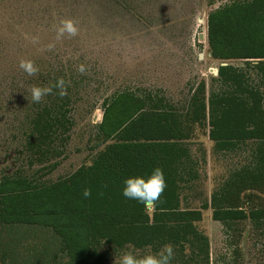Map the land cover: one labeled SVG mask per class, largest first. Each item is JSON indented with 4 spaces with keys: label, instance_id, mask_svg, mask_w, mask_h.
I'll return each mask as SVG.
<instances>
[{
    "label": "rangeland",
    "instance_id": "374dc122",
    "mask_svg": "<svg viewBox=\"0 0 264 264\" xmlns=\"http://www.w3.org/2000/svg\"><path fill=\"white\" fill-rule=\"evenodd\" d=\"M233 1L0 0V182L19 175L45 186L89 165L102 149L96 126L104 102L123 92L149 94L147 106H162L185 126L197 176L182 191L180 208L200 211L194 225L208 240L207 261H189L187 247L182 253L171 250L169 264H264V224L225 225L203 209L228 173L248 161L249 147L215 151L207 124L184 123L203 89L206 100L220 66L245 69L248 84H257L245 60L220 61L210 53L208 16ZM21 61H31L36 71L27 74ZM33 86L51 91L35 103ZM52 103L70 111L69 139L60 155L30 165L23 147L26 119ZM0 243L5 264L65 261L57 237L45 228L0 226ZM163 247L110 251L105 264H118L125 250L144 256Z\"/></svg>",
    "mask_w": 264,
    "mask_h": 264
},
{
    "label": "trees",
    "instance_id": "16d2710c",
    "mask_svg": "<svg viewBox=\"0 0 264 264\" xmlns=\"http://www.w3.org/2000/svg\"><path fill=\"white\" fill-rule=\"evenodd\" d=\"M207 21L212 58L245 60L257 84H248L245 69L220 66L206 100L203 89L186 113V125L207 124L215 151L249 147L248 161L228 173L203 209L210 208L212 219L225 225L243 220L263 225L264 0L233 1ZM150 97L123 92L106 100L96 126L102 149L65 179L42 186L19 175L3 177L0 226L45 228L59 241L65 261L54 257L43 264H105L110 251L125 245L136 250L170 245L181 253L188 247L189 261L208 260L207 237L194 225L201 220L200 211L180 208L182 191L197 176L185 126L162 106H147ZM52 104L37 107L26 119L23 147L30 165L60 155L69 139L70 111L65 104ZM154 168L161 169L165 184L154 206L121 194L125 178L146 181ZM2 252L0 264H5Z\"/></svg>",
    "mask_w": 264,
    "mask_h": 264
},
{
    "label": "clouds",
    "instance_id": "9594fccd",
    "mask_svg": "<svg viewBox=\"0 0 264 264\" xmlns=\"http://www.w3.org/2000/svg\"><path fill=\"white\" fill-rule=\"evenodd\" d=\"M27 74L32 75L36 69L32 66L31 61H21L19 65ZM62 85V81L57 82V87ZM51 88H42L33 86L30 90L31 99L35 103H39L43 96L47 95ZM121 194L130 200L146 206H154L155 201L159 198L165 184L161 169L154 168L149 178L145 181L141 177H128L122 181ZM88 195L87 190L84 193ZM131 245H125V248H132ZM171 259V246L165 245L162 251L144 256H137L131 250L122 251L118 259V264H169Z\"/></svg>",
    "mask_w": 264,
    "mask_h": 264
}]
</instances>
